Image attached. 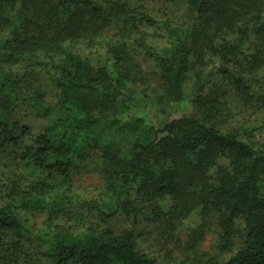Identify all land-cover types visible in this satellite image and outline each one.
I'll return each mask as SVG.
<instances>
[{
  "label": "trees",
  "instance_id": "trees-1",
  "mask_svg": "<svg viewBox=\"0 0 264 264\" xmlns=\"http://www.w3.org/2000/svg\"><path fill=\"white\" fill-rule=\"evenodd\" d=\"M187 2L198 19L189 41L175 40L165 48L140 38L133 44L158 67L161 89L154 100L168 105L190 102L200 107L201 115L181 114L136 135L138 117L128 88L129 45L114 39L105 45L103 56L83 54V46H96L104 28L117 20L127 33L143 26L161 30L158 18L142 5L129 8L119 2L104 6L97 0H0V36L10 33L0 38V56L11 58L28 46L29 52L49 55L55 61L50 79L58 90L53 99L40 88L24 95L16 79L0 68V145L15 143L10 121L19 110L35 109L47 119L43 130L17 154L26 185L21 188L15 182L14 187L0 188V262L27 236L43 249L50 264H160L136 245L133 228L139 216L149 213L158 221L179 224L199 209L219 214L220 253L232 247L237 221L244 225L242 246L227 260L208 257L199 259L200 264H264V142L209 122L214 110L204 93L202 71L196 73L189 94L183 88L193 56L204 61L210 54L217 60L207 63V71L230 82L237 96L264 101V84L253 87L237 71L247 59L249 39L264 40L263 2ZM4 61L0 57V66ZM100 127L135 133L128 157L109 148L102 152L112 199L109 209L95 199L78 200L70 192V168ZM165 196L172 198L168 209L158 204ZM139 197L151 201L146 211L137 203ZM79 205L95 213L99 223L80 227L48 221L44 230L34 232L20 215L32 208ZM116 215L128 221L119 233L108 225ZM187 259L186 263L199 264Z\"/></svg>",
  "mask_w": 264,
  "mask_h": 264
},
{
  "label": "rangeland",
  "instance_id": "rangeland-1",
  "mask_svg": "<svg viewBox=\"0 0 264 264\" xmlns=\"http://www.w3.org/2000/svg\"><path fill=\"white\" fill-rule=\"evenodd\" d=\"M97 1L104 6H109L113 2L122 3L129 8L142 5L163 25L161 30L143 26L138 32L127 31L126 33L122 21L117 20L112 27L104 28L102 37L96 46H83V54L95 53L103 56L105 45L114 39L124 41L129 45L127 64L130 67L132 81L128 80V88L134 97L135 115L138 117L136 135L142 133L148 126H160L181 114L200 117L202 111L193 103L168 105L154 100L155 95L160 93L161 89L158 67L144 55L142 49L133 44L135 39L140 38L146 44L165 48L175 40L189 41L192 26L198 22V19L196 11L187 0ZM262 2L264 8V0ZM9 34V31H5L3 35ZM3 35L0 38L4 37ZM249 42L247 59L242 60L237 71L254 87L264 84V40L251 38ZM253 55L257 57L256 61L252 59ZM6 56L7 54L0 56L5 60L0 68L16 79L22 94L30 95L40 88L45 92L46 98L56 97L58 90L50 79L55 61L50 60L49 55L29 52L28 46L11 58H6ZM216 60L217 58L210 54L204 56V61L193 56L183 84L185 93L191 92L196 73L202 71L205 75L204 93L208 96L209 105L213 106L214 110L209 122L214 123L222 131L236 134L245 131L252 140L264 142V101L250 95L237 96L230 82L216 72L207 71V63ZM55 117L56 115H52L50 118ZM46 122L47 119L35 109L19 110L10 121L17 138L15 143L0 145V188L14 187L15 182L19 183L21 188L26 185V180L20 176L21 169L17 154L25 144L43 130ZM134 138L135 133L124 129L100 127L96 130L94 140L85 145L81 155L76 157L70 168L71 195L78 200L95 199L105 209H109L112 199L106 190L102 152L109 148L122 157H128ZM262 186L264 192V181ZM137 203L146 211L150 208L151 201L139 197ZM158 204L163 209H168L172 204V198L169 196L160 198ZM20 215L24 225L34 232L44 230L48 221L75 224L80 227L97 224L100 221L95 213L88 212L81 205L75 208L60 207L59 209L32 208V210L21 211ZM219 220V214L213 210L204 213L196 209L179 224L158 221L149 213H145L139 216V221L133 228L134 240L140 249L160 264H189L185 262L187 258L195 259L200 264L199 259L204 262L206 258L215 256L223 262L242 246L244 225L241 219L237 221L234 227L232 247L229 251L220 253L218 246L222 239ZM108 225L119 233L128 227V221L121 215H116ZM21 242L18 250L0 264H50L43 249L32 238L25 236Z\"/></svg>",
  "mask_w": 264,
  "mask_h": 264
}]
</instances>
